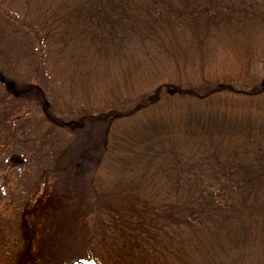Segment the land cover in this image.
Instances as JSON below:
<instances>
[{"label":"trees","instance_id":"16d2710c","mask_svg":"<svg viewBox=\"0 0 264 264\" xmlns=\"http://www.w3.org/2000/svg\"><path fill=\"white\" fill-rule=\"evenodd\" d=\"M0 5L31 31L48 57L56 53L83 62L92 84L109 92L99 115L84 116L109 122L97 165L106 174L96 171L88 184L97 199L77 207L87 228L89 262L264 264V104L258 98L263 89L243 85L251 63L240 77L208 73L216 40L241 41L264 24V0H0ZM164 60L175 64L176 76L158 86L162 98L146 100L144 91L137 96ZM191 69L204 79L200 87L183 78ZM133 101L139 106L129 110ZM30 125L21 126L28 161L60 160L79 139L70 123L48 119L35 144L34 135L27 137L36 131ZM5 142H0L2 168L10 161ZM95 211L100 217L90 227L88 215ZM14 216L11 221L0 213V252L10 257L8 264H35L29 259L45 243L29 229L24 207L14 208ZM38 221L55 231L54 216L42 214ZM80 224L73 220L59 232L79 236ZM69 242L60 241V248ZM71 245L67 252L75 251Z\"/></svg>","mask_w":264,"mask_h":264},{"label":"rangeland","instance_id":"374dc122","mask_svg":"<svg viewBox=\"0 0 264 264\" xmlns=\"http://www.w3.org/2000/svg\"><path fill=\"white\" fill-rule=\"evenodd\" d=\"M231 37L216 40L215 57L208 67V73L240 77L241 74L245 75V68L251 63L243 85L250 90L263 89L258 98L264 104V24L245 33L241 41L232 43ZM83 64L79 60L70 62L65 56L60 58L56 53L48 57L31 31L16 19H10L0 5V142L6 141L4 144H9L7 157L10 160L8 167L0 166V213L10 216L13 221L17 218L14 216V208L24 207L29 229L36 232L45 243L41 251H33L32 248L34 254L29 260L34 263L36 261L35 264L88 261L89 255L83 242L87 228L82 224L77 207H86L88 202H95L97 199L94 197L96 195H91L93 191L88 192V184L92 183V177L97 172L106 174V170H98L97 165L104 149V130L109 122H97L95 118L84 116L99 115L110 96L106 87L100 90L92 84L94 81L88 78L91 69ZM161 67L156 77L144 83V90H140L137 96H141L144 91L146 100L152 99L160 84L176 76L175 64L164 60ZM190 72L192 74L183 75V78L194 79L200 87L204 79L198 72H193V69ZM12 82L15 83L13 88L10 86ZM15 90L19 93L16 94ZM158 94L161 99L162 91ZM137 106L139 102L133 101L127 108L131 110ZM48 119L58 120L63 124L70 123L71 130H78L79 139L73 144L71 155L65 154L60 160L54 158L48 162L37 156L28 161L24 154L30 149H23L25 144L28 146V141L22 134L23 127L29 122L31 125L28 129L35 128L36 131L31 132L30 137L27 133V137L34 135L32 142L37 144L41 124ZM12 131H16L14 136L11 135ZM15 142L18 147L14 145ZM4 193L8 195L5 196ZM42 214L54 216L56 232L43 221H38ZM88 216L91 218L90 227L100 217L98 211L93 216ZM73 220L81 222L79 236L72 237L59 232L61 228L70 226ZM49 230L52 234L43 238L42 235ZM88 235L90 237L91 232ZM62 240L74 243L75 251H66L67 247L73 246L70 242L60 248ZM6 258L10 257L1 251L0 264H8ZM15 259L17 256L14 257V262Z\"/></svg>","mask_w":264,"mask_h":264},{"label":"water","instance_id":"95a60500","mask_svg":"<svg viewBox=\"0 0 264 264\" xmlns=\"http://www.w3.org/2000/svg\"><path fill=\"white\" fill-rule=\"evenodd\" d=\"M12 87H15V83H11L10 84ZM190 91H192V90H190ZM15 93L16 94H18L19 93V91L18 90H15ZM157 97H158V92H156V94L153 96V100L155 101L156 99H157ZM72 264H93V263H90V262H88V261H84V260H79V261H77V262H75V263H72Z\"/></svg>","mask_w":264,"mask_h":264},{"label":"flooded vegetation","instance_id":"af4514ba","mask_svg":"<svg viewBox=\"0 0 264 264\" xmlns=\"http://www.w3.org/2000/svg\"><path fill=\"white\" fill-rule=\"evenodd\" d=\"M4 80V79H3Z\"/></svg>","mask_w":264,"mask_h":264}]
</instances>
